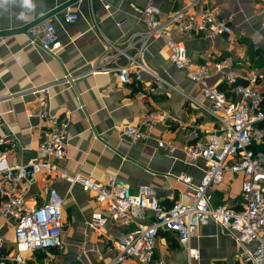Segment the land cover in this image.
I'll return each instance as SVG.
<instances>
[{"label": "crops", "instance_id": "0c3cea01", "mask_svg": "<svg viewBox=\"0 0 264 264\" xmlns=\"http://www.w3.org/2000/svg\"><path fill=\"white\" fill-rule=\"evenodd\" d=\"M190 1L0 0V112L4 113L0 136L8 137V162L25 164L37 157L47 130L42 119L26 117L44 98L43 93L33 92V87H47L50 111L69 123L65 157L58 163L67 178H56L52 183L63 199V244L60 249L29 253V264H107L113 255L108 249L110 244L126 232V227L105 214L95 195L83 191L79 180L73 179L92 176L104 181L115 176L132 191L152 188L158 201L169 206L186 200L181 194L185 186L176 183L173 176L187 174L194 182L202 176L203 161L185 163V147L194 141L193 130L203 132L214 123L184 96L201 99L200 87L189 80L184 70L173 66L162 40L149 41L143 51L145 63L159 79L146 77L144 82L125 84L114 71L92 73L103 69L99 63L107 41L124 48L134 35L146 30L147 25L131 4L141 8L151 4L160 17H165ZM104 3L110 6L108 10ZM263 3L264 0L200 3L218 11L232 25L235 40L231 43L221 38L212 43L202 35H179L172 27L167 34L183 43L193 65H212L240 54L244 62L235 67L236 72L242 75L248 68L256 69L264 82V27L261 17L255 14ZM67 10L79 12L82 17L74 23H64L61 18ZM92 15L105 41L88 28ZM50 16L60 20L54 25L63 48L56 57L31 45L27 33L9 32ZM119 62L123 64L124 59ZM104 66L111 67L112 63ZM64 74L73 77L71 84L62 79ZM208 83L219 85L220 75L212 74ZM137 92L145 96L139 99ZM150 111H159L165 118L155 124L147 138L130 142L121 136L120 126L141 121ZM159 140H172L175 150L168 154L157 146ZM32 180V176L27 177L20 184L27 208L39 206L46 198L43 183ZM241 181V174L226 173L222 183L210 188L212 204L239 207ZM0 235L4 254L9 257L14 245L10 221L0 219ZM190 241L199 250L197 260H188L184 246L171 231L158 234L154 255L162 257L165 264H248L233 237L214 223L198 227ZM1 264L20 263L5 258Z\"/></svg>", "mask_w": 264, "mask_h": 264}, {"label": "built area", "instance_id": "2783aa9c", "mask_svg": "<svg viewBox=\"0 0 264 264\" xmlns=\"http://www.w3.org/2000/svg\"><path fill=\"white\" fill-rule=\"evenodd\" d=\"M202 1L206 0H191L188 5L171 11L165 17H160L151 4L142 8L131 4L133 11L147 25L146 30L134 35L124 48L107 41L100 56L99 65H103V69L92 71H114L125 84L144 82L146 77L159 79L145 63L143 51L149 41L162 40L173 66L184 70L189 80L200 87L201 99L184 96L214 123V127L204 130V133L193 130L194 141L185 147V163L195 165L198 160L203 161L200 179L194 182L187 174L173 176L176 183L185 186L181 191L185 201L178 200L163 206L152 188L139 187L132 191L115 176H108L104 181L92 176L73 179L79 180L83 191L95 195L111 220L127 229L110 244L108 249L113 255L107 264H165L162 257L154 255L157 236L163 231L175 233L179 244L186 250L188 260H197L199 250L191 245L190 239L198 227L209 223H214L233 237L240 248V256L245 257L248 264H264L263 76L253 68L239 75L235 67L244 62L240 54L234 58L224 57L212 65H193L183 43L167 34V29L172 27L176 34L202 35L212 43L220 38L227 43L234 41L232 25L215 9L201 6ZM104 8L108 10L110 6L104 3ZM255 14L261 17L264 27V3L255 9ZM80 17L82 14L79 12L67 10L61 21L74 23ZM91 18L88 28L105 41L93 15ZM55 21L60 20L50 16L27 30L29 43L53 57L63 48ZM120 58L124 59L123 64L119 62ZM107 63H112V66L105 67ZM214 73L220 75L219 85L208 83ZM62 79L70 84L73 81L70 74H64ZM32 90L43 93L44 98L40 106L28 112L26 117L36 116L47 124L38 146V156L25 164H10L8 155L11 151L6 147L8 137L0 136V219L11 222L14 235L13 252L9 257L4 254L0 235V264L5 258L29 264V253L60 249L63 244V199L52 183L56 178H67L58 163L65 157L69 123L50 111L47 87L35 86ZM144 96V92H137V98ZM3 114L0 112V126L4 122ZM164 118L163 113L150 111L141 121L120 126L121 136L130 142L143 140ZM157 146L168 154L176 148L172 140H159ZM27 169L32 170V181L43 183L46 196L43 203L34 208H27L25 191L20 186L27 181ZM226 173L242 175L239 207L213 205L211 202L210 188L222 183Z\"/></svg>", "mask_w": 264, "mask_h": 264}, {"label": "water", "instance_id": "95a60500", "mask_svg": "<svg viewBox=\"0 0 264 264\" xmlns=\"http://www.w3.org/2000/svg\"><path fill=\"white\" fill-rule=\"evenodd\" d=\"M41 20V19H40ZM40 20H35V21H32L30 23H28L27 25L21 27V28H18V29H14L13 31H9L11 33H14V32H24V33H27V30L29 28H31L32 26L36 25ZM4 34V33H2ZM27 177H31L32 176V170L31 169H27Z\"/></svg>", "mask_w": 264, "mask_h": 264}]
</instances>
